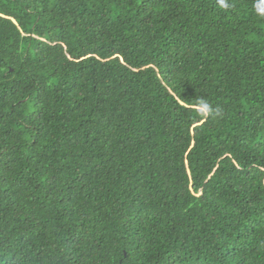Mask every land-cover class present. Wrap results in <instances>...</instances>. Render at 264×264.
Listing matches in <instances>:
<instances>
[{
	"label": "trees",
	"instance_id": "obj_1",
	"mask_svg": "<svg viewBox=\"0 0 264 264\" xmlns=\"http://www.w3.org/2000/svg\"><path fill=\"white\" fill-rule=\"evenodd\" d=\"M0 0V264H264V0Z\"/></svg>",
	"mask_w": 264,
	"mask_h": 264
},
{
	"label": "clouds",
	"instance_id": "obj_2",
	"mask_svg": "<svg viewBox=\"0 0 264 264\" xmlns=\"http://www.w3.org/2000/svg\"><path fill=\"white\" fill-rule=\"evenodd\" d=\"M219 3L221 5V7H223V8H227L228 7V5L225 3V0H219Z\"/></svg>",
	"mask_w": 264,
	"mask_h": 264
}]
</instances>
